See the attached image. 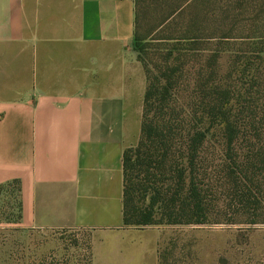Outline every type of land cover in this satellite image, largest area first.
<instances>
[{"label": "crops", "instance_id": "obj_1", "mask_svg": "<svg viewBox=\"0 0 264 264\" xmlns=\"http://www.w3.org/2000/svg\"><path fill=\"white\" fill-rule=\"evenodd\" d=\"M134 0H0V185L26 230L91 232L90 264H157L122 224V155L140 135Z\"/></svg>", "mask_w": 264, "mask_h": 264}, {"label": "trees", "instance_id": "obj_2", "mask_svg": "<svg viewBox=\"0 0 264 264\" xmlns=\"http://www.w3.org/2000/svg\"><path fill=\"white\" fill-rule=\"evenodd\" d=\"M134 14L146 85L123 226L264 225V0H134Z\"/></svg>", "mask_w": 264, "mask_h": 264}, {"label": "rangeland", "instance_id": "obj_3", "mask_svg": "<svg viewBox=\"0 0 264 264\" xmlns=\"http://www.w3.org/2000/svg\"><path fill=\"white\" fill-rule=\"evenodd\" d=\"M148 21L142 44L152 42ZM15 188L0 193V264H89L91 232L26 230L16 221ZM156 254L168 264H264V225H155Z\"/></svg>", "mask_w": 264, "mask_h": 264}]
</instances>
